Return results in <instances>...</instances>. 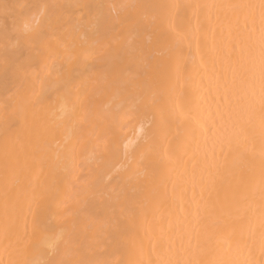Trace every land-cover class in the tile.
<instances>
[{
    "label": "bare ground",
    "instance_id": "6f19581e",
    "mask_svg": "<svg viewBox=\"0 0 264 264\" xmlns=\"http://www.w3.org/2000/svg\"><path fill=\"white\" fill-rule=\"evenodd\" d=\"M0 264H264V0H0Z\"/></svg>",
    "mask_w": 264,
    "mask_h": 264
}]
</instances>
